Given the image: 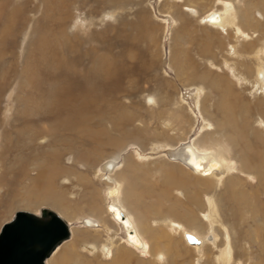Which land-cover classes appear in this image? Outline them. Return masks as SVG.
Instances as JSON below:
<instances>
[{"label":"rangeland","instance_id":"1","mask_svg":"<svg viewBox=\"0 0 264 264\" xmlns=\"http://www.w3.org/2000/svg\"><path fill=\"white\" fill-rule=\"evenodd\" d=\"M227 4L236 13L237 21L241 20L243 32L253 33L251 38L247 37L249 42L256 37L264 40V0H0V229L18 210L39 213L47 207L68 222L72 233L71 239L56 249L47 264H51L55 253L64 246L69 249L66 257L73 252L83 253L86 238L93 241L98 235L101 242L115 240L124 244L143 264H222L218 254L212 261L217 248L193 253L186 238L182 240L179 236L180 231L165 234V230L154 224L157 216L153 213L142 219L143 223L151 224L162 236L156 242L159 246L166 248L169 242L173 243L174 262L170 263L163 251L152 256L146 242L142 251V241H138L132 221H123L119 215L116 219L114 215L121 209L110 206L111 200L121 193L117 186L106 187L107 183H117L124 176L115 179V174L109 177V182L99 172L102 163L115 161L120 166L132 155L137 161L133 169L135 177L158 191L169 175H182L189 198L202 190L207 207L216 185L217 203L228 241L232 237L235 255V262L230 259L224 264H264V209L257 207L254 196H250L252 191L259 193L260 188L249 187L259 185L255 174L249 176L237 170L238 163H233L234 167L225 176L219 175L222 166L217 161L207 167L204 161H199L195 169L198 173L180 163L177 169L161 163L164 158L165 162L176 164L166 158L165 152L184 143L191 144L199 153H210L220 162L226 161L222 155L230 149L226 137L231 132L217 130L212 122L215 119L223 124L226 118L219 105L218 113L213 109L218 97L207 89L209 117L205 118L192 96L193 86L187 87V83L193 85L188 73L177 75L173 67L181 71L196 69L214 80L220 74L225 81L235 82L223 61L230 58V44H235L230 29L223 32L201 23L202 17L224 10ZM248 18L261 22V27ZM256 45L248 44L245 49L250 51ZM203 49L216 55L217 67L203 61L199 53ZM245 63L251 65L249 61ZM242 64L236 67L242 70ZM242 85L246 86L235 84L236 92L241 93L240 110L237 108L236 113L243 117L246 114L248 122L252 121L249 128L255 126L260 136L263 129L253 121L252 108L264 110V103L258 100L263 92H258L257 97L243 91ZM61 87H72L64 93L70 95L68 100L63 99L62 93L57 95ZM143 94L150 96L153 103L144 104L140 99ZM82 97H90L91 101L88 103ZM177 97L188 112L180 110ZM58 100L67 106L58 110L62 108ZM84 104L89 113L81 126H75L84 115L79 108ZM75 111V118L67 121L68 114ZM206 120H212V126L204 127ZM93 132H100L103 139L113 142L94 143L89 139ZM203 139L210 141L205 143ZM156 145L161 147L154 150ZM262 147L258 149L263 151ZM235 178L256 207L236 206L239 210L231 215L230 210L236 207L229 202V194H222L221 190L226 180L234 187ZM42 187L51 191L47 193ZM149 193L144 204L153 207ZM172 193L168 191L170 196L163 199L166 207H172L176 213H181L182 207L197 211L194 205L185 206ZM102 200L105 218L108 217L102 222L106 227H84L81 222L86 219L100 224L91 206L100 205ZM259 200L264 205V197L260 196ZM129 205L134 208L133 204ZM205 215L200 217L206 223ZM173 234L175 237L169 241ZM208 243L212 245L209 238ZM110 258L103 260L109 262ZM89 262L96 264L93 260Z\"/></svg>","mask_w":264,"mask_h":264},{"label":"bare ground","instance_id":"2","mask_svg":"<svg viewBox=\"0 0 264 264\" xmlns=\"http://www.w3.org/2000/svg\"><path fill=\"white\" fill-rule=\"evenodd\" d=\"M230 6L231 5H228V4L227 6L224 5V10H220L216 12L214 11L213 13L210 12L207 16L205 17L201 16L202 18L201 17L200 18H201L202 25L205 24L207 28H211L214 30L221 29L222 31L225 30L223 32H226L227 29H230L229 32H231V37L235 40V44L234 43L232 45L230 44V50H228V56L230 58L223 59V61H224V64L228 67L231 76L235 79V82L225 81V79L222 76H220V74L216 75V79L214 80L209 77L211 75L208 76L204 74L203 72L200 73L196 69L181 71V69H177L176 67H173V65H171L173 68H175L177 75L181 73L183 76L184 74L188 73L189 79L193 81V85L192 84L188 85L187 83V87L193 86V89L191 88L192 96L193 98H195L197 103L200 105V108L203 114H205L204 115L205 118L208 119L209 117V113H207V110L209 111L208 109L209 107H206V104L208 102V97H209V94L206 92L207 89L208 91L214 92L216 96L218 97V102L216 103L215 106H213V109L216 110V113H218L217 111L218 107L219 108L221 107V109H223L225 112L226 118L223 124L218 123L219 121L217 122V120L215 119L213 121L206 120V124L204 127L212 126L210 123L212 121L216 123L217 130L231 132V134L228 137H226L227 138L226 141L229 143V146H230L229 147L230 149L227 150L229 152L225 150V152L222 155L224 159H226V161H224L226 165L223 162H220L216 158V156H214L213 154H210V153L203 154V153L197 152L196 150H194V148L189 143L181 144L179 147L175 148L174 150H167L165 152L166 158L169 161L175 162L176 164L168 163L167 161L165 162L164 158H161V163L164 165V167H167L169 169L171 168L177 169L179 165L178 163H180L181 165H184L189 170L190 169L195 170L196 165L200 164L199 161H204L203 165L205 167H207L209 163H211L212 161H217L222 166L221 172L219 174L221 176H225L227 174L226 173L227 170L229 171L232 167H234L233 163H238L239 167L237 168V170H240L241 172L249 176L251 174L256 175L254 178L258 181L257 183L259 184L258 187L254 188L251 185H249V187L251 188V190L260 188V191L259 193L252 191L253 194H250V196L252 197L254 196L253 199L256 202L257 207L259 206L260 208L264 209V205L261 204V201L259 200L260 196L264 197V150L261 151L260 149H258V146H260L261 149L263 148L262 146H264V135H263L264 134V110H262L261 108L259 110V107L255 108V106L252 108V112L254 111L253 121L256 124H259L260 126H262V129H263L262 135L258 136L257 135L258 131L256 130L255 126L254 127L251 126V128H249V124L250 122L252 123V121L248 122V119H247L248 117H245L246 114L243 117L241 116L242 114L236 113V112H239L240 110L238 107L241 105L240 103L241 93H237L235 90L236 83L237 84L244 83L246 86L245 87H243L244 85L241 86L243 91L248 90L250 94H253L254 96L257 95V97H258V92H263L264 94V40L261 37H258V38L256 37L257 38V39L255 38L256 40L254 39V41L251 40V42H249L250 40H248L247 37L251 38L253 33L252 34L250 33L247 35L245 32H243L241 20L238 19L237 21L236 13L232 11V8ZM110 15H111V18L114 17V14H110ZM248 21L261 27V22L259 23V21L255 19L248 18ZM252 31L256 32L254 30ZM258 34H261V32ZM241 40L246 41V42L239 43V42H242ZM252 43L257 44V45L254 46V48H252L250 51H246L245 47L248 44L250 45ZM239 45L241 46L240 48L241 50H238ZM199 53L203 55V58H204L203 61L205 63H208L211 66L217 67V65H215L216 55H214L212 51L208 49H203ZM235 57L243 58V60L239 61L235 59ZM230 60L233 61L232 64L231 63L229 64ZM244 61L245 62L249 61V63L253 65V67L251 68V65L247 66V64ZM240 62L243 63L242 66L240 65V69H242V67L244 68L242 70H239L236 67V65L239 64ZM71 88L61 87L56 93L57 95L61 96L62 94L69 92ZM263 94H261V97H258L259 98L258 100H261L264 103V100H262L264 99ZM69 96L70 95L66 96L64 94L63 99L68 100L67 98ZM140 97H141L140 99H142V102L144 104L146 103L148 104L149 101L153 103L152 98L146 94H143ZM89 98L90 97H82L83 100L87 99L88 103L91 101V99ZM176 101L181 111L185 110L186 112H188L186 107L180 102V99L178 97ZM58 102H59V106L62 107L63 101L58 100ZM84 105H85L84 107L83 106L79 107L83 111V113L81 112V110H78L80 113L84 115L78 119V123L74 124L75 126H81L82 119L87 115V113H89V108L86 106L87 104H84ZM66 106L67 105H64L63 107H66ZM63 107L59 108L58 110L63 109ZM237 108L239 110H237ZM75 113H77V111L69 113L67 117V121L73 120L75 118V115H74ZM234 133L236 136L233 135ZM89 139L90 141L94 143H98L102 141H105V142L112 141L113 142L112 139H103V136L100 135V132L99 133L93 132L89 136ZM204 139H203V142L205 143L210 141L209 139L207 140H204ZM159 147L161 146L156 145L153 149L155 150ZM134 159L136 158L135 157L133 158V156L131 155L129 158L124 159L125 161L123 162V164L121 163L120 166H119V163L115 161H108V162L102 163L101 166L99 167V172L101 171L104 174V180L109 181V182L111 181L109 177L111 178L115 174H117V177L114 176L115 179L119 178L118 176L120 175L124 176V178H120L117 181V183H115L113 180L112 181L114 183L113 182L111 184L107 183L106 187L117 186L118 189L120 190L119 193H121L120 196H118L117 198H113V199L111 198L112 200H111L110 206L114 205L118 207L119 209H121V211L118 210V213L114 215L116 219H117V216L119 215L118 217L121 216V219L123 221H126L127 219L128 223H131V221L133 222L132 225L134 224L133 226L136 227V229L135 227L134 229L137 233V237H138L137 239L138 241L139 240L142 241V248H143L142 251L145 249V242H146L148 249H149V253L152 256L155 253H157V251H163L166 254L167 258L169 259V262L170 263L174 262V260H172V257L174 255L172 253L173 243L169 242V244L166 245V248H162L156 243L162 236L161 235L159 236V234H157V232L153 230V228L151 227V224L145 225L143 223L142 219L147 218L149 214L153 213L155 214V216H157L156 220L154 221V224H156L158 227L165 230V234L167 233L170 234L171 231L177 234V232L180 231L179 236L182 237V240H184L183 237L186 238V234H187L186 232H189L188 234L193 235L198 242L190 243L187 239H186V242L190 244H187L185 242L188 246H190L189 248L193 250V253L195 252L196 254H199L200 252H204V250H206L207 248L211 249L214 246L215 248L218 249V252H216L215 254L212 253V255L213 257L214 256L216 257L218 254L220 258V262H222V264L228 262L230 259L232 260V262H235L234 261L235 260L234 247H233L232 239H231L232 237L230 236V241H228L226 224L223 220V217L221 216L220 208L217 203V198L219 195L217 194L218 191H216L217 189L216 185H214L215 189L212 195V199L208 198L207 200L208 206L206 207L204 205V199L202 196L204 191L202 190H201L202 192L200 190L195 191L196 192L195 196L189 198V193L185 189L186 180L183 178L182 175L180 176L176 175L177 177H175V176H170L168 173L170 178L169 179L167 178V180H164L165 181L164 185L160 187L161 191H158V188L156 190L155 186L149 187V185H147L146 183L141 182L140 179L135 177V174H134L135 172L133 171L137 163V161H135ZM120 167H121V170H118ZM195 172L198 173L197 170H195ZM172 177L176 178L177 180L173 179ZM235 179L237 180L236 181L237 183L235 184L234 187H232L233 184L230 186V184H228L226 180L224 186L222 187L221 193L223 194V192L224 193L226 192L229 194L230 201L229 200L228 201L234 207L238 206L239 209L242 208V207L240 208V205L241 206L245 205V208H247L248 205L250 206V208L256 207L255 202L252 201L251 198H249L248 192H246V190H244V188L242 187L240 180H238V178H235ZM209 181L210 180H203V182H208V183ZM43 189L47 193L51 191L50 188H43ZM170 190H172V192L174 193V195L173 193L172 195L175 196V198H178L179 201H182V204H184L185 206H187L188 203L192 204L196 207L197 211L193 212L191 209L187 207H182V212L176 213L172 209V207H166V204L163 201V199L165 196H168V197L170 196L168 195V191ZM149 192L152 193L150 199H153L154 201V204H151V205H154L153 206L154 208L145 206L144 204V201L146 200L145 195L147 196ZM52 197L54 198L53 195ZM179 197H181L182 199H179ZM103 204L104 202L102 200L100 205L97 203H94L91 206L92 212L96 214L95 216L97 217L96 219L99 218L98 220H100V224L102 226H99L100 224L98 222L97 224L95 221H92V219L91 220L86 219L81 222V224L84 227H87V228L103 227L105 223H102V222L107 221L108 219V217L105 218L106 215H105ZM129 204H133L134 208H131ZM238 208L236 207L235 210L233 209L230 210L231 215L235 214L239 210ZM125 210H127L130 214L127 215L125 213L126 212ZM123 214L126 215V217ZM202 215H205L206 220H207L206 223L203 222V220L201 219L200 216ZM201 223L204 224V228L202 227ZM105 227L106 226H104L103 228ZM185 229H189L190 231H186ZM69 232H70L69 237L64 239L60 244H58L52 250L50 255L46 258L45 260L46 264L49 258L52 256V254L56 251V249L64 242H67L71 239L72 233H71L70 225H69ZM86 234L89 235L88 233ZM86 234L83 233L82 235L86 236ZM98 234L100 233H97V235ZM175 234H173V236L169 238V241H171L172 237H175L174 236ZM99 236L100 235H98L97 236L98 238H95L93 241L90 240L89 238H86V241L82 245V248L84 251L81 254L80 253L75 254L73 252L68 257H66L64 255H65V252L69 250L67 249L68 247L64 246L60 248L59 251L55 253L50 263L51 264H90L89 260H93V262H96V264H143L141 262L142 260L136 257L138 255L134 251L127 248L124 244L120 243L119 241H115V240H109L110 242L106 241L107 243H105V240H104L103 241L104 243H103L101 242L102 240ZM208 238L210 239V242L212 243V245H209ZM207 243L208 245H206ZM70 249L74 250V247L70 246ZM105 256L106 257L108 256L107 258L111 256L109 262H104V260L107 259L105 258ZM215 257L212 258V261H215ZM157 260H161V256H157ZM170 260H172V262Z\"/></svg>","mask_w":264,"mask_h":264},{"label":"water","instance_id":"3","mask_svg":"<svg viewBox=\"0 0 264 264\" xmlns=\"http://www.w3.org/2000/svg\"><path fill=\"white\" fill-rule=\"evenodd\" d=\"M70 235L68 222L55 210H18L0 229V264H46L52 250ZM190 243L198 242L186 234Z\"/></svg>","mask_w":264,"mask_h":264},{"label":"crops","instance_id":"4","mask_svg":"<svg viewBox=\"0 0 264 264\" xmlns=\"http://www.w3.org/2000/svg\"><path fill=\"white\" fill-rule=\"evenodd\" d=\"M141 182H143V181H141ZM143 183H146V182H143ZM144 203H145V201H144ZM145 206H147V204H145ZM141 207V206H140ZM126 212V214L128 215V214H130L127 210H125ZM132 219V218H131ZM133 223V222H132ZM134 225V224H133ZM135 227V226H134ZM135 229H136V227H135ZM112 239V238H111Z\"/></svg>","mask_w":264,"mask_h":264}]
</instances>
